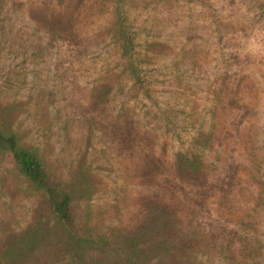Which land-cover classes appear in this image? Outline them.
<instances>
[{
  "label": "rangeland",
  "instance_id": "obj_1",
  "mask_svg": "<svg viewBox=\"0 0 264 264\" xmlns=\"http://www.w3.org/2000/svg\"><path fill=\"white\" fill-rule=\"evenodd\" d=\"M75 1L60 4L71 15V34L54 45L28 16L30 3L1 16L0 95L23 102L18 128L28 140L49 142L50 160L62 170L85 153L100 182L90 203L122 208L111 225L125 223L159 182H176L170 172L178 152L197 155L209 177L231 169L230 206L209 197L201 223L206 231L231 229V264H264V0L119 1L138 83L111 35L113 2L81 0L73 11ZM104 78L105 110L91 111L105 114L96 120L104 126L118 116L134 121L143 142L136 138L126 150L83 122L91 89ZM40 89L52 99L36 105ZM65 119L68 139L59 129ZM39 120L53 126L44 133ZM176 195L183 198L180 190ZM6 199L0 194V202ZM35 203L29 194L10 205L15 228L31 220ZM199 259L226 264L215 255Z\"/></svg>",
  "mask_w": 264,
  "mask_h": 264
},
{
  "label": "trees",
  "instance_id": "obj_2",
  "mask_svg": "<svg viewBox=\"0 0 264 264\" xmlns=\"http://www.w3.org/2000/svg\"><path fill=\"white\" fill-rule=\"evenodd\" d=\"M80 1L74 2L73 11ZM111 1L114 4L111 35L119 41L120 56L127 60L125 69L134 83H138L140 78L129 57L133 39L118 6L121 0ZM63 2L0 0V20L6 10H17L30 3L28 16L47 36V45H54L71 34V15L67 10L61 11ZM65 7H69V3ZM109 83L104 78L91 89L90 108L83 122L89 132L101 129L109 143L126 150L136 138L143 142L134 121L129 116H118L104 126L96 120L103 119L105 114L98 117L91 111L105 110L103 96ZM37 94L41 97L36 96V105L40 99H52L46 90L40 89ZM22 104V101H8L0 95V163L7 165L0 174V194L7 198L0 202V264H201L199 256L210 255L231 264V229L226 233L222 228L218 232L206 231L200 216V212L207 211L206 202L211 196L218 198V205L230 206L231 169L224 176L209 177L197 155L178 152L170 172L176 182L171 187L159 182L150 196L140 198L137 210L125 223L118 220L111 225L109 220L122 208H117L116 204L109 208L94 207L90 203L100 182L90 171L85 153L81 152L74 159L70 157L62 170L57 160H50L49 142L28 140L26 131L18 128ZM29 113L26 110L27 118ZM32 116L36 118V114ZM43 117H47V112ZM68 123L65 119L59 126L67 139ZM38 124L44 133L53 126L47 120L45 127L44 120H39ZM81 140L87 143L85 138ZM145 164L144 168L149 170L150 164ZM176 190L183 193L181 200H176ZM29 194L36 197L31 220L15 228L10 205Z\"/></svg>",
  "mask_w": 264,
  "mask_h": 264
}]
</instances>
